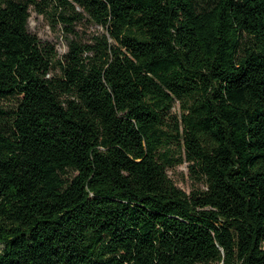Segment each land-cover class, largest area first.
I'll return each instance as SVG.
<instances>
[{"label":"trees","instance_id":"16d2710c","mask_svg":"<svg viewBox=\"0 0 264 264\" xmlns=\"http://www.w3.org/2000/svg\"><path fill=\"white\" fill-rule=\"evenodd\" d=\"M11 98L0 264H264V0H0ZM176 147L204 188L170 178Z\"/></svg>","mask_w":264,"mask_h":264},{"label":"rangeland","instance_id":"374dc122","mask_svg":"<svg viewBox=\"0 0 264 264\" xmlns=\"http://www.w3.org/2000/svg\"><path fill=\"white\" fill-rule=\"evenodd\" d=\"M29 28L43 41L53 43L56 46L60 57L67 52L68 40L71 39L73 35H67L61 25L54 26L45 16L38 15L36 12L32 11V15L29 20ZM77 31L80 33L81 38L87 41L97 31L103 32L105 29L103 26L95 25L90 22H84L77 27ZM15 107V98L0 100L1 109L10 111ZM170 111L173 114L179 113L180 102L176 101ZM174 149L176 152V158L182 159V162L168 168L170 178L186 193H191L193 190L204 188L206 186L205 181L201 176H199L200 174L191 171L189 162L186 160L185 151L181 150L179 147ZM0 249H3V245L1 244Z\"/></svg>","mask_w":264,"mask_h":264}]
</instances>
